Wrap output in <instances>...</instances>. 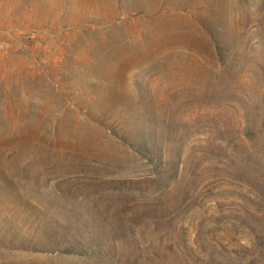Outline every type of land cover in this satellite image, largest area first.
Returning a JSON list of instances; mask_svg holds the SVG:
<instances>
[{
    "label": "rangeland",
    "instance_id": "374dc122",
    "mask_svg": "<svg viewBox=\"0 0 264 264\" xmlns=\"http://www.w3.org/2000/svg\"><path fill=\"white\" fill-rule=\"evenodd\" d=\"M0 264H264V0H0Z\"/></svg>",
    "mask_w": 264,
    "mask_h": 264
}]
</instances>
